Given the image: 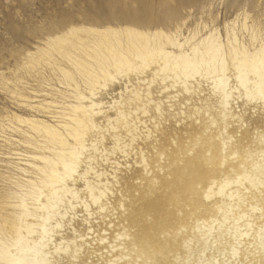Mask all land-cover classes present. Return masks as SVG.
<instances>
[{
  "label": "bare ground",
  "instance_id": "6f19581e",
  "mask_svg": "<svg viewBox=\"0 0 264 264\" xmlns=\"http://www.w3.org/2000/svg\"><path fill=\"white\" fill-rule=\"evenodd\" d=\"M240 31L241 35L233 32L230 36L233 70L223 77L215 76V80L227 82L230 77L237 79L223 92V102L227 103L237 86L247 89L254 98L264 99V57L258 58L264 55V38L250 49L242 34H254L251 27L245 24ZM211 40L216 47L210 35L201 38L195 49ZM168 56L165 52L167 59L158 61L153 75L164 70ZM251 62L258 64L248 69ZM143 74L136 78L140 84L149 77ZM175 81L197 91L189 81ZM161 89L166 90L165 84ZM93 92L91 96L78 92L62 102L48 101L51 104L45 109L54 122L26 121L31 129H23L24 141L10 140L8 133L10 145L23 142L31 148L22 154L15 151L19 150L16 146L13 153L19 163L15 175L8 173L10 190L5 189L9 194L2 201L3 214L12 216V221L6 233L7 222L0 220V264H63L61 258L52 255L68 251L54 243L55 227L62 225L69 211L79 207L94 216V206L99 208L102 220L92 228V243L72 250L75 260L71 264H264V154H251V164L237 171L236 149L229 153L233 157H227L214 139L192 132L188 141L181 142H195V149L170 146L166 150L154 144L150 151L146 145L149 136L141 131L146 120L135 117L124 106H116L117 115L108 123L115 128L110 133L115 152L121 153L113 157L104 145L108 135L96 122L101 108ZM152 94L150 90L145 98L136 93V109L151 101ZM159 104L156 111L161 110ZM14 129L21 131L20 127ZM136 138L145 145H140L133 165H124L120 158L127 163L135 151ZM80 180L85 181L82 189L76 186ZM0 210L3 212L2 205Z\"/></svg>",
  "mask_w": 264,
  "mask_h": 264
},
{
  "label": "rangeland",
  "instance_id": "374dc122",
  "mask_svg": "<svg viewBox=\"0 0 264 264\" xmlns=\"http://www.w3.org/2000/svg\"><path fill=\"white\" fill-rule=\"evenodd\" d=\"M245 24L254 34L242 35L253 49L254 42L259 44L264 38V0H0V220L7 222L6 233L12 221L10 213V219L3 214L10 190L7 177L8 173L16 174L19 163L13 153L16 148L22 154L31 148L23 142L25 148L21 144L16 147L7 140L24 141L23 129H31L27 122L53 123L45 109L51 104L48 101L71 100L78 92L91 96L94 91L101 108L96 122L108 135L104 145L113 157L121 153L115 152L110 135L115 128L108 123L117 115L116 106H124L135 117L146 120L141 131L149 136L146 145L150 151L154 144L166 150L170 146L195 149V142H181L188 141L192 132L214 139L227 157H233L229 153L236 149L237 171L251 164V154H264L263 97L254 98L247 89L237 86L229 102H223V92L237 79L215 80V76L223 77L233 70L230 36L233 32L241 35ZM136 32L160 35H132ZM210 35L216 47L211 40L195 49L201 38ZM179 42L183 45H177ZM165 52L169 55L166 67L153 75L158 61L164 62ZM263 57L261 54L258 58ZM257 64L249 63L248 69ZM143 72L149 77L140 84L136 78L144 76ZM175 77L196 85L197 91L187 89ZM161 83L166 90L161 91ZM132 88L135 91L130 92ZM147 89L154 92L151 101L136 109L138 96L145 92L146 98ZM159 102L161 110L156 111ZM17 125L23 135L14 129L19 128ZM135 141V151L127 163L120 158L124 165H133L140 145H145L137 138ZM76 186L84 188L85 181L80 180ZM82 198L87 200L84 194ZM81 208L69 211L62 225L54 229V243L68 249L52 254L63 264L75 260L74 248L92 243V228L102 220L97 206L91 209L94 216Z\"/></svg>",
  "mask_w": 264,
  "mask_h": 264
}]
</instances>
